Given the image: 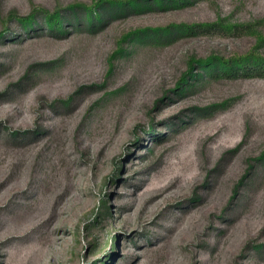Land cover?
Returning <instances> with one entry per match:
<instances>
[{"label":"rangeland","instance_id":"rangeland-1","mask_svg":"<svg viewBox=\"0 0 264 264\" xmlns=\"http://www.w3.org/2000/svg\"><path fill=\"white\" fill-rule=\"evenodd\" d=\"M102 1L0 0V264H264V0Z\"/></svg>","mask_w":264,"mask_h":264},{"label":"trees","instance_id":"trees-1","mask_svg":"<svg viewBox=\"0 0 264 264\" xmlns=\"http://www.w3.org/2000/svg\"><path fill=\"white\" fill-rule=\"evenodd\" d=\"M128 1L132 3L134 0H128ZM103 2H105V0L95 5L94 8H86V11L89 12V10L92 11L93 9L98 8L100 5H102ZM111 3H115V1H111ZM33 19L34 16H27L21 18L20 21L23 24L28 25L29 23H31ZM46 19H47V26L49 27L50 31L52 32L60 31V29H62L63 18H61V14L59 12H55L54 14H46ZM249 59L250 58H239L235 60L217 59L218 61H216L215 58H211L208 60H201L199 61L198 64L204 69H212L213 67H222V69H224L225 71L224 72L225 75L239 76L237 73L238 70L242 67L244 68V70H242V73H240V76L242 77L251 75L253 71L254 73H256L257 76L264 77V66H263L264 61L263 60L257 61L256 63L258 64V66L256 65V67L249 69L248 64L251 62V60ZM183 81L188 82L189 80L184 78ZM103 207L107 208L105 204H103Z\"/></svg>","mask_w":264,"mask_h":264}]
</instances>
